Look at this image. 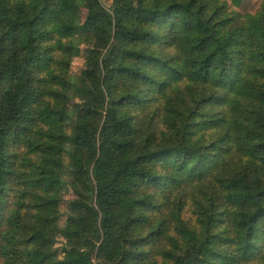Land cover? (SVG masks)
<instances>
[{
  "label": "trees",
  "instance_id": "obj_1",
  "mask_svg": "<svg viewBox=\"0 0 264 264\" xmlns=\"http://www.w3.org/2000/svg\"><path fill=\"white\" fill-rule=\"evenodd\" d=\"M0 264H264V0H0Z\"/></svg>",
  "mask_w": 264,
  "mask_h": 264
},
{
  "label": "rangeland",
  "instance_id": "obj_2",
  "mask_svg": "<svg viewBox=\"0 0 264 264\" xmlns=\"http://www.w3.org/2000/svg\"><path fill=\"white\" fill-rule=\"evenodd\" d=\"M103 2L108 5L111 3V0H103ZM230 5L232 8L238 10L239 12L242 13H254L258 10L260 7V4L262 0H229ZM86 9L83 8V12L85 13ZM84 51H81L80 55L75 57L73 60V66H72V74L73 76L78 75L82 68L84 67ZM72 192L67 191L65 193V198L70 199L72 198ZM58 246L61 249L64 246V239L59 238Z\"/></svg>",
  "mask_w": 264,
  "mask_h": 264
}]
</instances>
